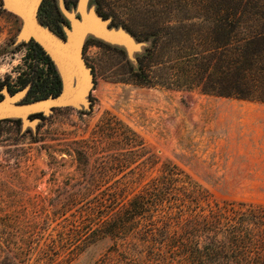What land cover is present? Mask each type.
Segmentation results:
<instances>
[{"label": "rangeland", "instance_id": "374dc122", "mask_svg": "<svg viewBox=\"0 0 264 264\" xmlns=\"http://www.w3.org/2000/svg\"><path fill=\"white\" fill-rule=\"evenodd\" d=\"M80 2L44 0L41 23L65 38L72 23L62 6L81 20ZM168 3L89 0L87 10L150 46L152 37L141 41L129 26L145 30V11ZM21 28L0 0V100L12 88L28 103L32 81L20 79L50 68L19 40ZM149 46L131 56L88 36L83 56L95 80L87 107L39 114L28 126L0 123V264H179L170 249L198 213L264 208V103L136 85ZM168 180L176 189L163 197ZM115 221L119 232L99 236Z\"/></svg>", "mask_w": 264, "mask_h": 264}, {"label": "trees", "instance_id": "16d2710c", "mask_svg": "<svg viewBox=\"0 0 264 264\" xmlns=\"http://www.w3.org/2000/svg\"><path fill=\"white\" fill-rule=\"evenodd\" d=\"M142 17L150 23L145 30L129 26L141 41L152 37L132 73L136 85L264 103V0H169ZM26 45L50 68L49 73L36 70L31 80L20 79L22 86L32 81L28 97L34 99L27 101L57 96L62 83L54 63L34 42ZM175 183L159 186L163 197L174 192ZM143 209L136 203L131 216ZM117 222L103 225L99 236L119 232ZM189 225L170 249L179 264H264V208H219L208 216L198 213Z\"/></svg>", "mask_w": 264, "mask_h": 264}, {"label": "water", "instance_id": "95a60500", "mask_svg": "<svg viewBox=\"0 0 264 264\" xmlns=\"http://www.w3.org/2000/svg\"><path fill=\"white\" fill-rule=\"evenodd\" d=\"M6 8L22 20L19 40L34 42L52 60L60 73L62 90L58 96L43 100L22 102L23 94L14 95L5 90L0 100V123L5 120H21L30 125L33 116L47 115L56 109L87 107L94 88V74L83 56L85 40L92 35L108 43L124 46L129 55L148 47V43L138 42L132 35L123 30L109 28L95 11H88L89 0H81L79 12L81 20L62 10L71 20V29L65 30V38L59 37L39 18V11L44 0H4Z\"/></svg>", "mask_w": 264, "mask_h": 264}]
</instances>
